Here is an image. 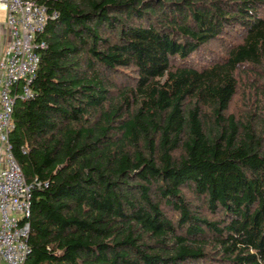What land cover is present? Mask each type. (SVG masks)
I'll return each mask as SVG.
<instances>
[{
    "label": "trees",
    "instance_id": "obj_1",
    "mask_svg": "<svg viewBox=\"0 0 264 264\" xmlns=\"http://www.w3.org/2000/svg\"><path fill=\"white\" fill-rule=\"evenodd\" d=\"M45 2L25 264H264V0Z\"/></svg>",
    "mask_w": 264,
    "mask_h": 264
},
{
    "label": "built area",
    "instance_id": "obj_2",
    "mask_svg": "<svg viewBox=\"0 0 264 264\" xmlns=\"http://www.w3.org/2000/svg\"><path fill=\"white\" fill-rule=\"evenodd\" d=\"M7 11L10 41L0 60V256L7 264H25L31 251L28 243L31 197L36 186L47 182H28L16 160L10 134L18 99L34 96L32 82L40 63L38 38L47 23L58 17L45 0H0Z\"/></svg>",
    "mask_w": 264,
    "mask_h": 264
},
{
    "label": "crops",
    "instance_id": "obj_3",
    "mask_svg": "<svg viewBox=\"0 0 264 264\" xmlns=\"http://www.w3.org/2000/svg\"><path fill=\"white\" fill-rule=\"evenodd\" d=\"M7 11L4 9H0V60L4 55L6 46L10 41L9 32L7 29ZM4 159L0 158V168L2 166ZM0 264H7L6 261L0 256Z\"/></svg>",
    "mask_w": 264,
    "mask_h": 264
}]
</instances>
